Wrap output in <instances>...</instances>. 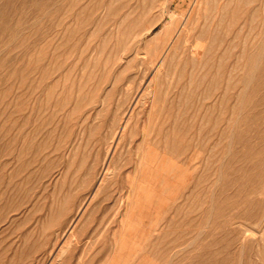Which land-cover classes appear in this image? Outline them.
<instances>
[{"label":"rangeland","instance_id":"rangeland-1","mask_svg":"<svg viewBox=\"0 0 264 264\" xmlns=\"http://www.w3.org/2000/svg\"><path fill=\"white\" fill-rule=\"evenodd\" d=\"M0 264H264V0H0Z\"/></svg>","mask_w":264,"mask_h":264},{"label":"bare ground","instance_id":"bare-ground-1","mask_svg":"<svg viewBox=\"0 0 264 264\" xmlns=\"http://www.w3.org/2000/svg\"><path fill=\"white\" fill-rule=\"evenodd\" d=\"M197 1H198V0H197ZM148 29H149V28H148ZM145 30H147V29H145ZM145 30H144V31H145ZM144 31H143V32H144ZM141 33H142V32H140V34H141ZM142 35H143V34H142ZM140 36H141V35H140ZM187 40H188V39H187ZM159 67H160V66H159ZM125 122L127 123V121H125ZM126 123H125V125H126Z\"/></svg>","mask_w":264,"mask_h":264}]
</instances>
